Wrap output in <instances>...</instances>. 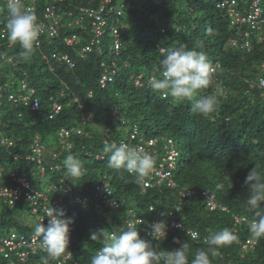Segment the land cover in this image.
Instances as JSON below:
<instances>
[{"label":"trees","instance_id":"16d2710c","mask_svg":"<svg viewBox=\"0 0 264 264\" xmlns=\"http://www.w3.org/2000/svg\"><path fill=\"white\" fill-rule=\"evenodd\" d=\"M100 1L67 0L60 6L56 5L57 12L64 17L59 35L54 38L44 35L40 37L42 47H50L51 52H61L65 48L73 49L84 40L85 44L76 53H64L75 61L76 67L73 70L66 64L51 59V65L56 72L51 73L45 61L42 65L46 67V74H38L24 59L19 58L18 62L17 59L4 54V50L9 48L18 52L21 48L18 42L10 45L8 37L0 38V44H3L0 48V86L4 87V91L10 92V87L24 95L33 91L34 98L37 97L41 103L37 111L31 110L29 106L10 104L14 111L3 116L0 133L15 141V145L0 146V186L13 183L11 171L15 176L29 180L28 177L37 169L41 173L40 167L49 164L46 176L54 174L55 181L66 176L67 183L71 184L78 194L92 198L94 185L101 181L98 180L101 173L97 168L108 166L110 154L103 151L106 131L110 129L115 140L125 137L123 133H118L122 125L121 120L113 114L117 110L119 116L127 117L130 123H139L142 130L148 134H166L179 143L182 150L177 161L175 181L179 187H188L197 192L195 198L185 200L182 210L177 212V218L179 217L185 227L195 229L200 234L199 239L192 240L181 230L170 233L160 242L146 236L139 229L141 238L148 240L153 248L159 245L167 250L179 247L174 243L176 239L183 243L187 241L188 259L191 264L198 250L208 249L206 237L210 232L229 228L236 234L237 239L232 244L219 248L215 257L210 256V263L264 264V239L257 238L258 243L254 248L244 250L243 243L253 237L249 225L246 222L236 225L233 221L234 215L246 216L252 221L254 213L246 207L249 189L244 182L255 164H260L261 170L264 171V95L256 83L260 76L264 77V71L261 69L264 63V42L259 43L257 38H253V49L250 53L232 48L229 40L234 36L228 14L216 7L222 0H144L138 5L133 4V9L132 5L131 9H127L125 0H121L124 1L123 15L118 17L112 12L104 15L109 23L108 27H114V22H120L127 11H134L127 23L117 25L121 33V47L118 53H115L113 48L115 37L108 28L105 35L98 37L93 51L81 57L80 50L89 44L95 34L87 38L84 29L90 30L91 20L81 13L79 8L96 7ZM48 3V0H41L39 11L44 12ZM0 8L4 10L0 11L2 20L7 21L9 9L4 0H0ZM70 12L73 13L70 15ZM81 16L84 17L82 23H73ZM69 23L72 25L68 27ZM74 34L78 37L76 44L67 45L64 38ZM44 37H47V40ZM157 46H163L165 50L184 46L189 50L203 51L211 64H220L221 69L213 75L212 85L200 90L193 98L198 99L199 96L207 94L216 95L218 107L214 113L201 116L191 111L192 100L178 102L171 96L163 98L148 83L152 74L149 78L143 77L142 87L134 85L133 77L138 74L139 67L152 71L160 68L159 61L163 59V54ZM34 50H37L36 46ZM126 61L136 68L126 70L123 75L115 78L113 83L103 88L100 77L105 70L111 67L112 62L121 66L122 62ZM10 65L14 68L12 73L8 70L12 68ZM117 88H120V93L114 92ZM62 92L65 93L64 97L60 96ZM76 99L79 101L77 104L74 103ZM54 100H59L63 110L53 120H49L47 114ZM85 114L91 115L88 128H85L88 134L77 136L73 133L67 139L73 143V149L65 152V142L60 140L58 133L63 127L70 129L79 125L80 117ZM36 135H39L40 143L41 138L51 142L47 144L50 148L43 150L41 164L29 158L35 156L33 149ZM13 152L20 154L23 159L15 161L12 158ZM68 154L78 159H87L81 176H68L62 164ZM98 154L104 155V159L98 158ZM157 160L154 159V164H157ZM6 163L13 166L14 170L9 171ZM55 165H61L63 169L54 170ZM108 172L113 176L110 182L115 187L116 198L122 202L121 209L95 208L91 204L76 205L66 213L68 217L73 218L74 223L71 225L68 252L65 254L71 253L78 264H90L91 257L102 247V241L91 240L92 232L110 226L111 221L116 227H125V217L128 209L132 207V201H142L143 206L138 207L146 210L142 213L135 211L144 217L147 223L165 220L168 212L178 203V189H169L165 185L162 188L153 186L143 191L141 187L136 186L135 178L129 179V176L134 177L133 175L127 173L126 179L123 180ZM4 179L6 180L3 184ZM217 185L220 187L217 188ZM204 191L214 193L217 202L228 207L230 212L210 211L208 200L202 195ZM65 200L67 201V196ZM4 205L6 211L0 217V264H9L5 251L2 250V240L13 234L18 240L22 237L29 240L34 234L29 236L26 231L34 233V224L41 221L34 215V223L25 226L19 223L26 220L17 214H21L28 205L24 200L12 207L5 203ZM150 205H154L153 211L149 210ZM113 211L119 212L112 215ZM44 219L47 226L48 219ZM61 257L53 260L46 256L49 264H57ZM11 260H14L15 264H23L14 254ZM69 263L74 264L73 261Z\"/></svg>","mask_w":264,"mask_h":264},{"label":"clouds","instance_id":"9594fccd","mask_svg":"<svg viewBox=\"0 0 264 264\" xmlns=\"http://www.w3.org/2000/svg\"><path fill=\"white\" fill-rule=\"evenodd\" d=\"M120 2L121 4H123L124 1L120 0ZM117 4L118 1L116 0V7H118ZM8 9L9 18L7 19L5 25L8 32V40L10 43L18 42L21 48L24 50V52L22 53V58L27 59L29 55L33 52L34 47L38 45L40 36V25L38 24V20L44 19L41 17L44 16V13L40 12L38 9L36 15L34 11L24 5L23 0H8ZM63 24L64 22L59 25V30L60 27L63 26ZM157 47L159 52L163 54V59L160 61V68L157 70L160 73L159 78L154 74L148 80V83L151 84L152 89L159 92L163 98L171 96L175 101L178 102L184 100H192L193 102L191 104V111L195 112L198 115L209 116L214 113L218 107V97L216 95H201L198 99H193L197 96L200 90L209 88L210 85H212L213 83L214 69L212 68V64L208 59L207 55L203 51H197L195 49L189 50L186 49L184 46H179L167 50H165L163 46ZM41 51L45 52L43 49ZM59 53L64 54L61 52ZM42 55L43 54L41 53V56ZM46 65L49 66V70L51 73L56 72L55 68L51 65V62H46ZM66 65L70 70H73L76 67L75 66L74 68H71L68 64ZM118 67L120 68V71L117 72L115 78H117L120 74H124L126 70H131L129 62L127 61L122 62L121 66L118 64ZM220 69L221 66L218 72L220 71ZM138 77H141V86H137L135 84V81ZM143 77L144 75L141 73L134 74L133 81L136 87L143 86ZM1 87L2 91L0 92V106L3 105V100L6 99L9 104H12L14 106H29V108L33 111H37L40 109L41 103L37 97L34 98L33 91L28 95H24L21 91L15 92L10 89V92H8L4 91L3 86ZM11 95H14L20 100L27 99V104L25 105L21 101L15 103L11 99ZM60 96L64 97L65 93L62 92ZM78 102V99L74 101V103L76 104ZM35 104H38V106L36 108H33ZM55 106H61V110L58 113H55ZM49 110L50 111H48L47 114L48 119L53 120L56 115H59L62 112L63 106L59 102V100H54V102L50 105ZM113 114L116 118L121 120L122 126L118 133H123L125 137L120 140H115L113 138L112 131L110 129L106 131L103 139V151L105 153L110 154L108 159V167L115 170L123 169L130 175H133L135 178L136 185H143V191L152 188L153 186H158L159 188H162L165 185L169 189H178V203L174 206L172 210H174L177 206H180V210L176 209L179 210L178 212H180L182 210L185 200L195 198L197 192L194 189L188 187L181 188L175 181L177 161L179 157H181V150L177 148L176 141L173 138L167 136L166 134H148L147 131L142 130L139 123H130V120L127 117L124 118L119 116L117 110H115ZM51 115L52 118H50ZM80 118L81 119L79 121V125L70 129L63 127L58 133L60 140L65 142V152H69L73 149V143L67 140L71 137L73 133L77 136H83L88 134L87 132H85V128H88L91 115L85 114L82 115ZM2 122L3 115L0 112V125H2ZM4 139L7 138L5 137V135H2L0 138V146L12 147L15 145V141H12L10 139L7 140L13 142L12 146L3 144ZM36 141L40 143L39 135H36L34 147L36 146ZM97 157L104 159V155L100 156V154H98ZM12 158L15 161H20L23 159L21 155L17 153H14ZM42 159L43 151L40 156L41 161H43ZM154 159H158L157 161H155L157 164H154ZM62 164L63 167L66 169V172L69 177L76 178L82 175L84 165L82 161L76 156L68 154L63 159ZM63 167L61 165H55L54 170L58 171L60 169H63ZM43 168L45 169V167ZM49 168L53 170L51 167ZM40 170V177L46 178L45 174L47 170L45 169L44 172H42V169ZM156 171H163V173L169 172L171 174V176L169 177L170 179H164L160 185L157 184L158 178ZM11 172V180L13 183L10 185L4 184L0 187L15 185L16 180H14V177L12 176L14 172ZM101 176H104L105 182L99 181L94 185L93 193L95 194L93 195L92 193L93 198L97 193V186L105 185L106 192L111 195L114 200H117L119 202V199L116 198L115 187L110 182L108 175L101 174ZM148 176L149 178H146ZM1 177L2 175L0 173V180ZM66 179V176L61 177L57 183H51L50 187L54 185H60L62 181H64L66 187L70 188V191L68 193H63L55 190H50L49 192H47L50 187L44 191L38 189V191L43 193L46 192V194L48 195L49 201L46 205H50L52 201L60 198L63 203H67V212L70 211V208L72 206L76 205L88 206L91 204L93 205V207L97 208L92 203H88L86 205L76 202L69 203L68 201L70 198H75L77 196L89 197V195L87 196L83 194H78L79 192L76 191L71 184L67 183ZM69 180L72 181L71 179ZM27 181L35 190H37L33 186L32 182H30L29 180ZM145 181H150L153 185L150 187H146L144 185ZM170 181L173 183L172 186L169 185ZM244 183L249 189L246 207L249 211H252L254 213V216L252 221H250L246 216L234 215V224L239 225L243 222H236V218H244V222H246L247 224L250 223L249 230L251 235L254 238H264V171L261 170L260 164H255V166L248 172ZM106 185L112 190V192L106 187ZM219 187L220 185H217V188ZM230 187H232V185H230ZM187 191L194 192V196L191 198H183L181 194ZM52 192L58 193V196L53 200H51L49 196V194H51ZM207 193L209 196H212L214 198V209H211L207 204L210 211L219 210L224 213L230 212L228 207L223 206L217 202V197L214 193ZM202 195H204L203 192ZM66 196L67 201L65 200ZM0 200L11 207L17 204L15 203L14 205H10L5 200ZM119 204L120 206L118 209H121L122 202H119ZM43 206L45 205L41 203V206L39 207V214L37 216L47 217L48 224L47 226H45L43 222H37L33 226V231L34 235L42 240L43 246L47 252V257L55 260L60 258L66 252H68L67 249L69 245V234L71 231V225L74 223V220L72 217H68L66 215V212L63 208H56L51 205L43 209ZM106 208L118 210L111 207ZM154 209V205H150L149 210L153 211ZM31 210L33 214V207ZM131 210L135 214V217H132V214L130 213ZM170 211L168 212V216L165 220H160L148 225L151 236L155 240L161 242L162 240L164 241L170 233L174 231L184 230L187 236H190V238L192 239H196L198 237V233L195 231H191L195 229L185 227L184 223L183 226L177 225L178 228L184 227L183 229H177L173 231L168 230V224L166 220L169 217ZM139 218L145 221V218L137 214L135 209L130 208L128 209V214L125 217V227L122 226L114 228L112 230L101 228L97 231L92 232L91 240L102 241V247H100L91 257L90 264H189V244L187 241L181 243V240L176 239L174 243L178 244L179 247L173 250L164 249L159 245L153 248L152 244L148 240L141 238V230L139 231L134 225V223H127V221H129L130 219L135 222L136 219ZM177 219L179 220V217ZM179 221L182 222L181 220ZM236 239V234L229 228H222L218 231L210 232L206 237L207 244L209 245L208 249L198 250L195 253L194 258L191 260V264H210V256L215 257L219 248L232 244ZM48 258H45L44 264H49ZM72 261L74 262V264H78V261L75 260L73 257L69 262Z\"/></svg>","mask_w":264,"mask_h":264},{"label":"built area","instance_id":"2783aa9c","mask_svg":"<svg viewBox=\"0 0 264 264\" xmlns=\"http://www.w3.org/2000/svg\"><path fill=\"white\" fill-rule=\"evenodd\" d=\"M49 3L45 5L44 10V19L38 20V24L40 25V36L38 45H36V49L41 51L42 50V42L40 37L41 36H47L49 38H54L59 35V25H61L63 21V15H61L56 10V5L66 3L67 0H48ZM5 5L8 7V0H4ZM41 0H23V3L26 7L30 8L32 11L35 12L37 15V11L40 5ZM123 4H121L119 7L115 6V0H101L99 5L96 7H80L79 11L83 14H85L90 20H91V26H90V33L93 35L95 34L94 38H91V41L88 45L83 47L80 50L81 56H87L90 52L93 51L94 47L96 46L98 42V37L105 35L107 32V29L110 28V31L115 37L114 40V51L115 53H118L121 43L119 41L120 37V29L116 25L114 27H108L109 23L104 18L105 13L112 12L116 13L118 17L123 15ZM217 8L220 10H224L227 12L229 21H230V29L232 30L233 36L229 40V45L232 48L238 49L240 51H244L246 53H250L253 49V42L251 40L252 33L258 32L259 36L257 38L259 43L264 42V0H222L217 3ZM73 12H70L71 15ZM9 18V14L7 15V19ZM38 18V17H37ZM84 20V17L81 16L80 18H76V21H73L75 24L82 23ZM7 21H3L2 17L0 15V38L6 39L8 37V32L5 27ZM72 23L68 24V27L71 26ZM91 35V36H92ZM78 37L77 35H72L70 37H65L64 41L69 46H74L76 44ZM13 43H10L12 45ZM162 51V50H161ZM42 58L46 62H50L51 59L56 60L60 63H66L69 65V67L74 68L75 63L72 60V58L68 54H60L59 52H51L46 53L42 52ZM212 68L214 69V74L218 72L220 68L219 63L212 64ZM262 71H264V63L261 65ZM120 71V68L116 64V62H112L111 67L107 68L105 72L102 74L100 78V84L103 88H105L109 83L114 81V78L117 74V72ZM135 84L137 86H141V77H138L135 81ZM258 88L262 91V94L264 95V77L260 76L257 81ZM2 91V87L0 86V92ZM11 99L17 103L21 101L25 105L27 104V99L20 100L16 98L14 95H11ZM38 104H35L33 108H36ZM61 110V106H55V113H58ZM52 118V115L50 116ZM64 132V131H63ZM3 144L12 146L13 142L4 139ZM43 151V146L36 141V146L33 149V153L35 156L29 157L33 160H36L39 164H41L40 156ZM27 158V159H29ZM42 172L45 171L43 167H41ZM154 172V171H153ZM157 174V184H161V182L164 179H170L169 177L171 174L169 172L163 173V171H156ZM14 177V180L18 181L17 185H11V186H3L0 188V199L5 200L10 205H14L20 200H24L27 203H30L33 207V214L37 216L39 214V207L41 206V203L44 204L43 209L46 207H49L53 205L56 208H63L65 212L67 213V203H63V201L59 199H55L50 203V205H46L49 201L48 195L43 192H40L38 190H35L31 184L24 178H17L12 174ZM144 185L146 187L152 186V182L145 181ZM169 185H173V183L170 181ZM106 187L112 192V190L106 185ZM50 190L60 191L63 193H68L70 191V188L66 187L65 182L62 181L60 185H54L48 189L47 192ZM203 194L208 199V206L211 209L215 208L214 205V198L212 196H209L207 192H203ZM183 198H191L194 196V192L187 191L181 194ZM33 197V198H31ZM31 198V199H30ZM114 201V203H113ZM69 203H81L83 205H86L88 203L94 204L97 208L100 207H111L118 209L120 204L117 200H114V198L109 195L105 190V185L97 186V193L95 197H81L77 196L75 198H70ZM153 209V208H151ZM180 210V206H177L174 210H171L169 213V217L166 220L168 224V230L173 231L177 229H183L184 227H177V225H182L183 223L180 222L177 219V212ZM224 210V209H223ZM132 214V217H135V214L130 211ZM37 219L44 223V217L43 216H37ZM245 221V219H239L236 218V222ZM134 223L135 226L137 225H143L144 230L141 229V232L145 234L146 236H151L150 229L148 228V225L151 223L157 222L155 221H149L148 223L145 222L143 219L139 218L136 219L135 222H133L131 219L127 221V223ZM147 224V225H146ZM250 224V223H249ZM248 224V225H249ZM195 231L196 230H191ZM198 233V232H197ZM152 237V236H151ZM200 234L198 233V237L196 239H199ZM264 239V238H263ZM25 237L18 238L15 234L11 235L9 238L2 240V250L5 251V257L9 260V264H15L14 260L12 259V255L14 254L18 261L26 263L28 262L31 254H36L38 251H42L46 253V250L43 246L42 240L40 238H37L35 235H33L28 241ZM181 242V241H180ZM183 243V242H181ZM258 243L257 238L251 237L247 239L243 243V249H252L254 248ZM27 249L28 251H25ZM6 250H8L6 252ZM72 259V254L67 253L64 254L63 257L58 261L57 264H69V261ZM37 264H44L42 262H38ZM213 264V263H210ZM219 264H235V263H219Z\"/></svg>","mask_w":264,"mask_h":264},{"label":"rangeland","instance_id":"374dc122","mask_svg":"<svg viewBox=\"0 0 264 264\" xmlns=\"http://www.w3.org/2000/svg\"><path fill=\"white\" fill-rule=\"evenodd\" d=\"M144 0H125V4H126V8L128 9V8H130L131 9V5H132V9H133V4H140V3H142ZM120 4H121V2H120V0H118V4H117V6L119 7L120 6ZM3 9L2 8H0V11H2ZM4 11V10H3ZM2 11V12H3ZM133 12L134 11H132L131 13H129L128 11L125 13V15H124V17H122L121 18V20H120V22H114V24H116V25H120V26H122V25H124L125 24V22L127 23L128 21H129V19L130 18H132V15H133ZM87 23V22H86ZM84 31H85V33L87 34V38L88 37H90L92 34L90 33V31L88 30V29H84ZM258 36H259V33L258 32H253L252 33V37H251V40L253 39V38H258ZM47 37H44V39L45 40H47L46 39ZM44 40V41H45ZM84 40H82V41H80L79 43H78V45H76V47H74L73 49H68V48H65V49H62L61 50V53H68V54H73V53H76L85 43L83 42ZM3 44H0V48H1V46H2ZM19 46V45H18ZM43 48H44V46H43ZM47 49V50H46ZM51 48L49 47V48H47V46L44 48V51L45 52H47V53H50L51 52V50H50ZM64 51V52H63ZM24 52V50L22 49V48H19V51L18 52H16V50L15 49H7V50H4V54L5 55H7V56H11L12 58H14L15 60L17 59V61L18 62H20V60H19V58H22V53ZM22 59H24V58H22ZM107 59H108V57H107ZM26 62H27V65L30 67V68H34L35 69V71L38 73V74H40V73H44V74H46V67H44L43 65H42V62L44 63L45 62V60L42 58V56H41V54H40V51H37V50H33V52L29 55V57L27 58V59H24ZM161 61V60H160ZM160 61H159V64H160ZM11 66V65H10ZM9 66V67H10ZM129 66L131 67V68H136V67H133V64H131L130 62H129ZM4 67H8L7 65H4ZM12 67V66H11ZM8 70H10L11 71V73H12V71L14 70V68L12 67V68H9ZM138 73H141V74H143L144 76H145V78L146 77H148V76H150V74H155L158 78H159V75H160V73H159V71H157V70H154V71H152V70H148L147 68H144V67H139L138 68ZM123 75V74H122ZM149 78V77H148ZM18 80H19V78H18ZM132 80H130V82H131ZM133 82V81H132ZM9 89H11L10 87H9ZM13 89V88H12ZM114 92H118V93H120L121 92V90H120V88H117L116 90H114ZM14 111V109H13V107L7 102V100L6 99H4L3 100V105L2 106H0V112L2 113V115L3 116H5V115H7V114H11L12 112ZM1 136H2V133H0V138H1ZM55 138V137H54ZM55 141V140H54ZM48 143H51L50 141H48V140H43L42 138H41V145L44 147V150L45 149H48V148H50V146L48 145V147H47V144ZM179 144V143H178ZM177 144V148L178 149H180V150H182V148H181V146L180 145H178ZM46 156H47V154H46ZM47 159L48 158H46V163H47ZM81 161H82V163H83V165H86L87 164V159H80ZM6 165H7V169L9 170V171H11V170H14V167L13 166H10V164H7L6 163ZM47 165V164H46ZM48 166H49V164H48ZM1 168V167H0ZM97 171L99 172V173H101V174H107L108 175V177H109V179H112L113 178V176H110V174L111 173H109L108 171H110V172H112L113 174H115L116 176H118V178H120V179H126V176H127V172L126 171H124L123 169H121V170H115V169H112V168H108V166H106V167H98L97 168ZM0 172H1V169H0ZM40 171L37 169L35 172H34V174L33 175H31L30 177H28L29 178V180L32 182V184H33V186L38 190H42V191H44V190H47L49 187H50V185H51V183H57L58 182V180H53L54 178H55V175L54 174H49V175H47L46 176V178H41L40 177ZM99 179L98 180H101V182H105V178H104V176H102L101 177V175H100V177H98ZM134 179V177H132V176H129V179ZM146 178H149V176L148 177H146ZM5 180L6 179H4L3 181H2V183L4 184L5 183ZM136 186H138V185H136ZM76 187H77V185H76ZM139 187H141V188H143V185H141V186H139ZM146 191V190H145ZM60 195H62V194H60ZM49 196H50V198H51V200H53L54 198H56L57 196H58V193H56V192H52L51 194H49ZM131 205H132V207H130V208H133V209H135L137 212H144L146 209L145 208H140V207H138V205H140V206H143V203H142V201H138V200H134V201H132V203H131ZM6 206L4 205V203H3V201H1L0 200V217H2V215H3V213H5V211H6ZM32 206L30 205V204H28L27 206H25V208L23 209V211L21 212V214L20 213H18L17 212V214H19V216L22 218V217H24V219H26V220H24V221H22V222H19L21 225H26V224H32V223H34L35 222V220H34V215H32ZM119 210V209H118ZM124 210V209H123ZM123 210H121V211H123ZM116 212H119V211H113V212H111L112 213V215H116ZM126 213V212H125ZM127 214H128V212H127ZM119 217V215L117 216V218ZM113 218V217H112ZM110 226H107L105 229H109V230H112V229H114V227L115 228H118V227H116V226H114V223H113V221H111V224H109ZM114 226V227H113ZM27 232V233H26ZM25 233L26 234H28L29 236H31V234H34V233H32V231H30V232H28V231H26ZM25 251H28L27 249H25ZM45 254H47V252L45 253V252H40V251H38L36 254H31L30 255V258H29V260H28V262H26V263H23V262H20V263H23V264H37L38 262H44L45 261V258H46V256L47 255H45ZM63 257V256H62ZM61 257V258H62ZM73 264V263H72Z\"/></svg>","mask_w":264,"mask_h":264},{"label":"bare ground","instance_id":"6f19581e","mask_svg":"<svg viewBox=\"0 0 264 264\" xmlns=\"http://www.w3.org/2000/svg\"><path fill=\"white\" fill-rule=\"evenodd\" d=\"M47 168H48V167H45L46 170H47ZM1 175H2V174H1ZM17 184H18V181H15V185H17ZM136 227H137L138 230H139V229H140V230H141V229L144 230V227H143L142 225H137Z\"/></svg>","mask_w":264,"mask_h":264},{"label":"crops","instance_id":"0c3cea01","mask_svg":"<svg viewBox=\"0 0 264 264\" xmlns=\"http://www.w3.org/2000/svg\"><path fill=\"white\" fill-rule=\"evenodd\" d=\"M90 38V37H89Z\"/></svg>","mask_w":264,"mask_h":264}]
</instances>
